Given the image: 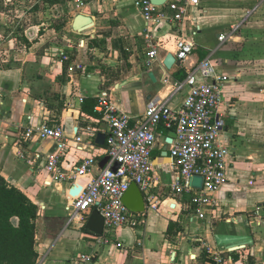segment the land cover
<instances>
[{
    "label": "crops",
    "instance_id": "obj_1",
    "mask_svg": "<svg viewBox=\"0 0 264 264\" xmlns=\"http://www.w3.org/2000/svg\"><path fill=\"white\" fill-rule=\"evenodd\" d=\"M81 13L95 25L77 32L73 23ZM236 25L234 37L220 41ZM145 26L135 0L84 6L72 0H0V174L39 207L37 264H80L83 253L93 255L86 264H205L202 240L223 252L227 264H264V0H201L189 6L182 22L155 27L161 49L151 64ZM179 39L192 41L194 50L169 68L165 60L170 54L176 57ZM62 52L69 58L63 59ZM206 59L228 76L221 106L222 141L230 148L228 179L216 193L217 205L200 218L188 196L171 191L178 164L169 151L163 155V146L174 129L161 123L153 151L157 181L152 193L158 208L146 204V211L137 212L140 224L104 228L102 235L86 228L88 218L84 225L81 215L71 221L67 206L85 179L52 180L45 163L56 142L27 140V125L62 124L70 137L78 128L87 143L83 150L70 147L65 166L94 156L97 175L106 140L101 145L96 139L107 126L96 121L98 103V115L83 111L84 99L99 102L108 91L135 123L143 120L152 98L180 106L189 89L175 92V83L185 81ZM100 236L110 242H99Z\"/></svg>",
    "mask_w": 264,
    "mask_h": 264
},
{
    "label": "built area",
    "instance_id": "obj_2",
    "mask_svg": "<svg viewBox=\"0 0 264 264\" xmlns=\"http://www.w3.org/2000/svg\"><path fill=\"white\" fill-rule=\"evenodd\" d=\"M72 1L75 5L84 6L97 0ZM200 2L169 0L167 10V3L157 5L152 0H135L146 22L150 64L159 58L161 49L160 42H155V27L163 22H182L186 19L189 6ZM238 29L239 25L233 26L230 33L220 35V41L234 37ZM194 47L192 41L180 39L176 44V58L187 60ZM62 56L63 59L69 58L65 52H62ZM227 79L228 76L218 70L210 59H206L194 66L185 81L175 83V92L185 87L189 89L180 106L171 107L167 98H152L146 106L143 120L135 123L118 109L108 91H103L96 106L101 116L96 117V121L107 126L105 151L109 160L97 175L93 173L97 165L94 156L84 157L72 167L65 166L70 147L83 150L87 143L78 128L74 137H70L62 124H28L24 133L27 140L40 138L56 142V150L46 156L45 163V170L52 180L75 183L85 179L83 190L67 206L70 220L74 221L81 215L84 225L89 212L97 209L105 219L106 230L140 224V214L131 211L122 200L132 182L140 186L148 207L158 208L159 200L152 193L157 181L153 151L159 141L157 128L161 123L173 128L176 133L168 143V151L178 164L176 177L170 185L171 191L178 196H188L198 216L205 218L206 211L217 205L216 193L228 179L230 148L222 141L225 120L221 111L222 87ZM87 129L92 131L94 128L89 126ZM116 163L120 165L114 170ZM195 175L203 176L202 188L192 185ZM99 239V242H110L108 237L100 236ZM201 243L207 252L205 264H227L229 260L223 252L206 240ZM77 260L80 264L91 263L93 255L83 253Z\"/></svg>",
    "mask_w": 264,
    "mask_h": 264
},
{
    "label": "trees",
    "instance_id": "obj_3",
    "mask_svg": "<svg viewBox=\"0 0 264 264\" xmlns=\"http://www.w3.org/2000/svg\"><path fill=\"white\" fill-rule=\"evenodd\" d=\"M97 103L96 98L84 99L82 109L88 114L98 115L95 111ZM38 212L39 207L22 191L9 186L0 174V264H37Z\"/></svg>",
    "mask_w": 264,
    "mask_h": 264
},
{
    "label": "water",
    "instance_id": "obj_4",
    "mask_svg": "<svg viewBox=\"0 0 264 264\" xmlns=\"http://www.w3.org/2000/svg\"><path fill=\"white\" fill-rule=\"evenodd\" d=\"M157 5H163L167 3L169 0H152ZM95 25L94 19L86 14H78L74 20L73 28L77 32H83L87 29L92 28ZM176 57L174 54H170L166 60L165 65L167 67H172L175 63ZM179 62V61H178ZM177 62V63H178ZM150 76L154 79V73L151 72ZM176 133L172 131L169 137L166 139V144L163 146V155H168V143L172 141V138L175 137ZM106 140V134L99 133L97 135L96 142L98 144L104 145ZM109 157L106 156L100 163V167L104 168L106 163L108 162ZM119 163H116L113 166L114 170H117L119 167ZM203 176L202 175H195L192 177V185L196 188H202L203 186ZM123 203L133 212H144L146 211V200L143 191L141 190L140 186L136 182H132L128 190L125 192L123 196ZM86 228L90 231L102 235L104 233L105 228V219L102 214L97 210L94 209L86 222Z\"/></svg>",
    "mask_w": 264,
    "mask_h": 264
},
{
    "label": "rangeland",
    "instance_id": "obj_5",
    "mask_svg": "<svg viewBox=\"0 0 264 264\" xmlns=\"http://www.w3.org/2000/svg\"><path fill=\"white\" fill-rule=\"evenodd\" d=\"M107 230H108V229H107ZM110 230H111V229H110ZM110 230H109V231H110ZM109 231H108V233H106L108 236L111 235V234H113V233H109ZM110 237H111V236H110Z\"/></svg>",
    "mask_w": 264,
    "mask_h": 264
}]
</instances>
